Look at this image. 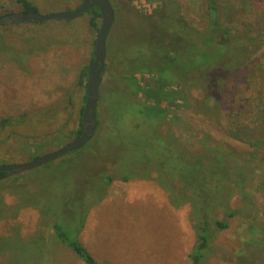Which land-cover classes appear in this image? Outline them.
Returning <instances> with one entry per match:
<instances>
[{"label": "rangeland", "instance_id": "1", "mask_svg": "<svg viewBox=\"0 0 264 264\" xmlns=\"http://www.w3.org/2000/svg\"><path fill=\"white\" fill-rule=\"evenodd\" d=\"M29 1L41 15L71 12L82 3V0ZM177 1L190 23L200 28L206 25V0ZM111 2L116 23L107 48L110 50V39L118 41L111 48L124 58L134 51L131 44L135 36L130 29L133 25L139 27L134 21L136 11L141 10L129 0ZM217 2L235 18L233 23L241 25L239 17L245 16L252 18L253 28L264 29V0ZM21 12L19 4L0 0V17ZM89 20L91 16L83 15L68 22L28 21L0 26V166L29 163L74 140L71 133L81 122L85 94L79 76L82 69L91 65V51L98 32L90 30ZM100 20H97L98 29ZM261 59L263 66L254 81V90L243 93L241 89L235 103L248 99L252 107L259 104L264 109V53ZM246 78V71L241 70L236 91ZM261 115L250 123L252 130H246L245 137L256 136L254 130L260 129L264 122V112ZM3 120L9 123L4 126ZM56 132L66 138L45 137ZM177 135L188 145L206 146L198 136L182 131ZM226 140L241 149L252 146L233 138ZM214 149L216 154L227 158L232 172L241 173L242 177L238 179V194L232 201L237 215L230 221L229 229L216 237L208 250L206 264H264V163H237L224 154L228 153L224 149ZM63 158L0 179V264L17 261L19 264H85L58 241L50 224L40 225V219H51L56 206L61 207V197L68 195L71 206L78 199L95 200L94 192L78 199L74 198L75 192L69 194L75 174L53 167ZM86 159L79 156L72 165L78 166ZM69 225V237L78 239L98 264H192L189 254L195 236L189 208L173 209L167 194L153 181H116L109 188L108 197L91 209L83 230L77 232L79 223L71 216Z\"/></svg>", "mask_w": 264, "mask_h": 264}, {"label": "trees", "instance_id": "2", "mask_svg": "<svg viewBox=\"0 0 264 264\" xmlns=\"http://www.w3.org/2000/svg\"><path fill=\"white\" fill-rule=\"evenodd\" d=\"M7 1L19 4L22 12H37L29 0ZM129 1L141 10L136 11L134 21L139 27L130 29L135 36L131 44L134 51L119 57L112 50L118 41L110 39L96 136L85 149L53 166L75 174L69 190V194L75 192V199L94 192L95 200L78 199L71 206L68 195L61 197V207L56 206L51 219H40V225L50 224L58 241L85 264H98L78 239L69 237V217L79 223L80 232L91 209L108 197L116 181H153L167 194L173 209L189 208L195 236L189 259L192 264H206L216 237L229 229L237 215L232 201L242 177L232 172L227 158L216 154L214 148L224 149L229 153L224 154L237 163H264V122L254 130L256 136L245 137L250 123L264 109L259 104L252 107L248 99L235 103L241 89L243 93L253 91L254 81L260 76L264 29L253 28L252 18L245 16L239 17L241 25L233 23L235 18L217 0H206V25L202 28L189 22L177 0ZM86 15L91 16L90 30L97 31L100 11L93 8ZM93 61L94 45L91 64ZM89 67L79 76L85 94ZM241 70L246 71L247 78L236 91ZM242 119L244 122H240ZM7 122L3 120V125ZM178 131L200 137L206 146L183 143ZM81 133L80 122L71 134L75 140ZM60 135L56 132L45 137L53 140ZM232 138L252 146L241 149L226 140ZM79 156L87 159L73 166ZM4 176L0 173V178Z\"/></svg>", "mask_w": 264, "mask_h": 264}, {"label": "water", "instance_id": "3", "mask_svg": "<svg viewBox=\"0 0 264 264\" xmlns=\"http://www.w3.org/2000/svg\"><path fill=\"white\" fill-rule=\"evenodd\" d=\"M93 8H97L100 11L101 25L98 29L94 43V61L88 70L86 84L87 92L85 94L87 98L81 117V135L61 149L39 157L29 163L0 166V173H5V176L9 177V175L12 176L19 172L33 170L55 162L71 153L80 151L83 148L85 149V147L94 139L98 127L96 116L100 98L101 80L107 61V43L116 23V11L111 0H82L81 5L76 10L71 12L41 15L36 11H28L12 13L0 17V26L10 24L16 25L28 21L42 23L53 20H61L68 22L79 19Z\"/></svg>", "mask_w": 264, "mask_h": 264}]
</instances>
